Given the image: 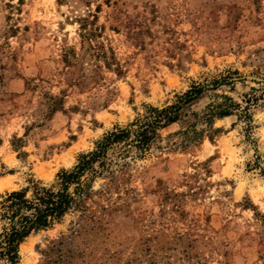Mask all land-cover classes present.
<instances>
[{
  "label": "clouds",
  "instance_id": "9594fccd",
  "mask_svg": "<svg viewBox=\"0 0 264 264\" xmlns=\"http://www.w3.org/2000/svg\"><path fill=\"white\" fill-rule=\"evenodd\" d=\"M121 8L155 17L147 66L109 51ZM237 16L245 38L264 36V0H0V264H251L264 252V108L245 77L219 75L227 56L193 70L165 55L174 30L205 58L230 56L239 45L214 37ZM133 188L157 189L156 224L131 223ZM173 204L220 228L191 239L160 226Z\"/></svg>",
  "mask_w": 264,
  "mask_h": 264
},
{
  "label": "rangeland",
  "instance_id": "374dc122",
  "mask_svg": "<svg viewBox=\"0 0 264 264\" xmlns=\"http://www.w3.org/2000/svg\"><path fill=\"white\" fill-rule=\"evenodd\" d=\"M20 4L23 5L25 0H19ZM107 2V0H106ZM127 2V0H126ZM111 7V5H109ZM100 10L99 8L97 9ZM20 13V18L23 19L25 15L23 8L18 9ZM127 10L121 8L119 12L114 13L113 19L119 21L118 24H113L110 28H106L105 31H110L112 33L111 42L113 47L109 49L113 53V56H130L134 57L135 61L138 62L143 59L145 66L152 58V50L149 49V45L155 44L157 37L153 36L151 27L149 26V21L155 24V17H142L139 13L132 15L127 14L124 19H121V15ZM98 18V17H97ZM33 22H38L35 20V14H33ZM243 23L236 17V23L228 27L227 31L229 35L221 36L217 35L214 40H227L235 41L239 47L237 50L229 48L231 55L229 56L227 52L220 51L219 56L216 53L210 52L207 58L204 57V48L200 47L194 49L191 47L190 39H185L181 37L180 40H175V31L172 30V35L168 38V48L165 49V55L170 57L171 61H175L176 65L180 68L185 67L182 61L187 60L189 64H192L193 70L199 67H207L209 63L213 60L218 59L223 56H227L231 61V64L226 67L223 73L219 75H231L233 80H239L240 77H245V80H239L242 86L249 87V93L253 97H257V103L254 105V110H260L264 108V36L258 38V40H249L245 38L243 32L240 31V25ZM103 27V26H102ZM206 28L205 31H209ZM179 25H177V29ZM24 30L30 31V26L25 25ZM18 31V29L16 30ZM168 29L165 30L166 34ZM15 34V32L13 33ZM103 35V33H101ZM146 37H152L146 42ZM109 39L108 37H105ZM241 41L243 43L241 44ZM163 42V41H162ZM37 43H39V37H37ZM237 51L240 52L239 57H237ZM183 52L184 55L177 59V56ZM15 59V57H13ZM199 60L200 63H196ZM125 63H128L126 60ZM14 67V66H13ZM165 69H167L165 71ZM161 74L166 77L169 84L177 83L178 78L171 73L173 68L169 65L168 61L161 66ZM133 73L135 74V69L133 68ZM20 75V73H16ZM216 78V77H213ZM25 86H27V81H25ZM121 88L124 92L128 91L127 84H121ZM85 140H81L76 147H82ZM227 147V145H226ZM69 155L71 153H68ZM66 158V157H65ZM40 171L44 172L46 176H54L55 168L49 169V166L42 162L39 166ZM122 183H132L131 177L122 178ZM6 183H11L6 181ZM142 184L143 182L140 181ZM160 181L157 180L156 184L159 187ZM135 193V189H131L130 192L126 191L125 195L129 197L131 206L135 210V216L132 218L131 223L142 224L145 221H149L152 224H156V220L152 217V205L155 200L158 199L156 193L157 189L153 188L150 192L149 190H144L143 196L132 195ZM160 197L167 202H171L175 197L171 193L164 192L160 189ZM141 200L144 201L141 204ZM120 207V215L123 216L127 212L128 205L125 204ZM160 212L159 224L165 228H171L173 230L179 228L184 229V236L190 237L191 239H198L200 235L205 234L209 228L219 229L220 224L217 222V218L214 215H198L197 212L182 211L176 208L175 204L172 205V212L174 215L167 214L164 209H158ZM251 264H257V260H264V252L261 251L260 247L254 253L250 255Z\"/></svg>",
  "mask_w": 264,
  "mask_h": 264
}]
</instances>
